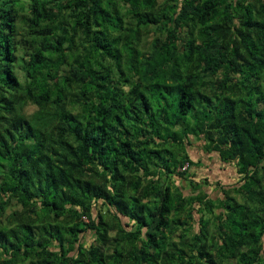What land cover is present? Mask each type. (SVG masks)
Wrapping results in <instances>:
<instances>
[{
  "label": "trees",
  "instance_id": "16d2710c",
  "mask_svg": "<svg viewBox=\"0 0 264 264\" xmlns=\"http://www.w3.org/2000/svg\"><path fill=\"white\" fill-rule=\"evenodd\" d=\"M0 264H264V0H0Z\"/></svg>",
  "mask_w": 264,
  "mask_h": 264
},
{
  "label": "rangeland",
  "instance_id": "374dc122",
  "mask_svg": "<svg viewBox=\"0 0 264 264\" xmlns=\"http://www.w3.org/2000/svg\"><path fill=\"white\" fill-rule=\"evenodd\" d=\"M194 142H195L194 144L195 146L192 147V150L195 152V153H192L193 160L195 162L203 161L204 154L202 153V148L198 146L200 143H197L196 140H193V143ZM205 163H208V161H206ZM205 163L203 162L202 164H205ZM210 165H211V168L207 170L205 173L207 179L204 180V182L208 183L209 185H207L206 188H204V192L207 193L211 198L218 199L219 197H223V194L219 188V185L224 186V187L235 185L236 183L239 182V177L236 171H234L233 169H229L228 172H225L222 169L221 165H218V166L213 165V164H210ZM194 171L197 172L198 167H196ZM208 178L210 179L208 180ZM197 179L199 178L197 177ZM182 185L183 187L186 188L187 193L191 192L192 188L189 186L188 182L183 181ZM195 219L196 221H198L199 217L196 215Z\"/></svg>",
  "mask_w": 264,
  "mask_h": 264
},
{
  "label": "crops",
  "instance_id": "0c3cea01",
  "mask_svg": "<svg viewBox=\"0 0 264 264\" xmlns=\"http://www.w3.org/2000/svg\"><path fill=\"white\" fill-rule=\"evenodd\" d=\"M193 153H195V152L193 151ZM202 153H203V152H202ZM204 157H205V156H204ZM192 158H193V157H192ZM206 161H207V160H205V161L203 160L204 163H205ZM199 168H200V165L198 166V169H199ZM203 178H204V177H203ZM203 178H202V179H203ZM218 179H219V178H218ZM218 179H217V180H218ZM203 180H204V179H203ZM211 186H212V185H211Z\"/></svg>",
  "mask_w": 264,
  "mask_h": 264
}]
</instances>
